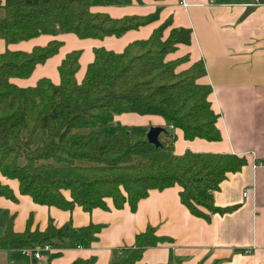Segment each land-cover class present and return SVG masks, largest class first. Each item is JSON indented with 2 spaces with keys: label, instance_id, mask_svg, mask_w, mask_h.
Listing matches in <instances>:
<instances>
[{
  "label": "trees",
  "instance_id": "obj_1",
  "mask_svg": "<svg viewBox=\"0 0 264 264\" xmlns=\"http://www.w3.org/2000/svg\"><path fill=\"white\" fill-rule=\"evenodd\" d=\"M142 2V0H137ZM132 0H5L0 1V38L8 44L41 35L72 33L81 39L121 37L159 18L160 8L147 16L114 18L94 12L92 6L126 5ZM264 2V0H261ZM165 21L146 39L130 42L122 52L94 48L82 81L76 75L82 50L66 54L58 66L60 82L40 78L36 85L22 87L13 78H28L38 64L58 54L64 42L52 39L31 51L7 49L0 54V172L19 181L20 193L36 204L72 211L109 210L126 205L136 211L139 201L152 189L181 187L180 197L192 215L208 222L215 214H227L237 207L220 208L214 193L229 173L240 171L248 160L231 153L174 151L176 134L166 130L161 145L151 143L148 129L119 125L104 137V127L116 115L137 113L158 115L187 140H222L217 126L219 114L210 96L213 88L200 81L206 75L203 60L186 69L179 67L188 56L168 60L180 44H190L192 29L173 27ZM41 139L36 143V134ZM168 150L163 160L151 155ZM70 192V198L65 194ZM0 196L18 198L8 184L0 182ZM10 220L0 237V250H23L36 246H56L69 241L89 247L98 241L102 226L76 229L72 223L57 228L50 220L44 231L31 230L32 218L23 233L13 230ZM148 228L136 237L134 248L123 249L110 264H136L146 249L167 242ZM59 256L52 254L50 260ZM74 264H95V260ZM170 264H174L170 262Z\"/></svg>",
  "mask_w": 264,
  "mask_h": 264
},
{
  "label": "crops",
  "instance_id": "obj_2",
  "mask_svg": "<svg viewBox=\"0 0 264 264\" xmlns=\"http://www.w3.org/2000/svg\"><path fill=\"white\" fill-rule=\"evenodd\" d=\"M208 2L132 0L126 5L92 6V11L114 18L147 16L158 8L160 13L158 20L129 30L121 37L81 39L66 33L41 35L11 44L0 38V54L7 49L31 51L34 46H45L52 39H59L64 44L58 54L38 64L30 77L13 78L12 81L22 87L34 86L43 77L59 83L58 66L72 50H82L81 67L76 75L78 81H82L88 64L94 60L96 47L122 52L130 42L148 38L169 19L172 24L165 30V38L173 27L192 29L191 43L178 45L167 59L188 56L190 61L183 63L180 70L193 62L204 61L207 73L200 81L213 88L210 100L219 114L217 126L222 140H187L177 128L174 130V151L176 154L191 150L245 156L247 165L238 172L229 173L214 193L217 207L237 209L223 215L215 214L208 222L192 215L182 204L181 187L175 185L150 190L149 195L139 201L136 211L129 205L118 210L112 199L107 200L109 210L95 209L89 213L75 207L65 211L36 204L30 195L20 193L17 179H9L0 172V182L10 185L18 198L13 201L0 196V237L6 233L11 219L16 233L27 229L30 218L33 231L46 230L50 220L57 228L70 222L76 229L91 225L103 227L97 235L98 241L89 247H77L64 241L53 246L51 252L42 251L41 260L25 255L23 250H0V259H4L0 264H9V252L13 251L33 259L32 264H74L90 260H95V264H110L120 251L134 248L136 237L148 228L155 229L157 236L168 241L146 249L136 264H264V2L252 6L247 4L255 0ZM119 125L147 129L161 126L169 130L167 121L158 115L123 113L116 115L107 126L116 131ZM65 194L70 198L69 191ZM58 253L59 256L50 260L52 254Z\"/></svg>",
  "mask_w": 264,
  "mask_h": 264
},
{
  "label": "rangeland",
  "instance_id": "obj_3",
  "mask_svg": "<svg viewBox=\"0 0 264 264\" xmlns=\"http://www.w3.org/2000/svg\"><path fill=\"white\" fill-rule=\"evenodd\" d=\"M81 47L82 46H80V48ZM81 49H84V48H81ZM103 129H104V137L105 138L111 137L115 132V129H110L109 126H105ZM40 139H41V131H39L36 134V143H38ZM170 153L171 152L168 150H161V151L155 152L151 155L158 156V157L162 158L163 160H167V159H169ZM9 253L11 255V257L8 261V262H10L9 264H32L33 259H29L28 257L23 256L20 251L19 252L13 251V252H9ZM0 260L3 261L4 259H0Z\"/></svg>",
  "mask_w": 264,
  "mask_h": 264
},
{
  "label": "built area",
  "instance_id": "obj_4",
  "mask_svg": "<svg viewBox=\"0 0 264 264\" xmlns=\"http://www.w3.org/2000/svg\"><path fill=\"white\" fill-rule=\"evenodd\" d=\"M215 2V0H209V4H213ZM261 2V0H255V3H251V4H247V5H256L259 4ZM184 5L187 6V3L184 2ZM169 130L170 131H174L175 127L173 125H169ZM245 195H247V192L245 193ZM42 251H47V252H51L52 251V246L50 245H44V246H36L34 248H26L23 249V252L25 255L32 257L36 260H41L43 258L42 256Z\"/></svg>",
  "mask_w": 264,
  "mask_h": 264
},
{
  "label": "water",
  "instance_id": "obj_5",
  "mask_svg": "<svg viewBox=\"0 0 264 264\" xmlns=\"http://www.w3.org/2000/svg\"><path fill=\"white\" fill-rule=\"evenodd\" d=\"M250 9V8H249ZM166 128L164 127H161V126H151L149 129H148V132H147V138L148 140L157 145V146H160L161 145V141H160V136L166 132Z\"/></svg>",
  "mask_w": 264,
  "mask_h": 264
}]
</instances>
